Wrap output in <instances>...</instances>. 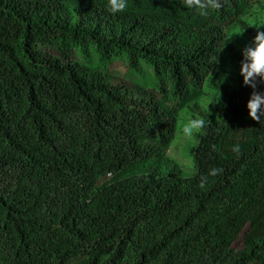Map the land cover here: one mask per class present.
I'll return each instance as SVG.
<instances>
[{
  "label": "trees",
  "instance_id": "1",
  "mask_svg": "<svg viewBox=\"0 0 264 264\" xmlns=\"http://www.w3.org/2000/svg\"><path fill=\"white\" fill-rule=\"evenodd\" d=\"M105 4L0 0V264H264V118L237 72L261 0ZM201 105L185 179L165 151Z\"/></svg>",
  "mask_w": 264,
  "mask_h": 264
},
{
  "label": "clouds",
  "instance_id": "2",
  "mask_svg": "<svg viewBox=\"0 0 264 264\" xmlns=\"http://www.w3.org/2000/svg\"><path fill=\"white\" fill-rule=\"evenodd\" d=\"M181 3L184 8L201 17H208L223 6L222 0H181ZM261 5L250 8L242 18L241 22L245 25V30L252 27L255 34L240 49L241 59L237 69L243 86L252 89L245 104L247 118L258 123L264 118V0H261ZM105 8L112 15L123 13L128 8V0H106ZM245 30L240 34L242 35ZM202 112L203 105H201L200 112L190 109L177 112L173 139L165 151L167 159L178 165L185 179H191L198 175L195 161L183 152L182 148L184 145H197L200 139L206 135L207 123ZM213 149H215L214 145ZM232 151L238 152L239 145H234ZM222 171L221 168L211 167L206 175L200 174L199 188L205 189L209 178L216 177Z\"/></svg>",
  "mask_w": 264,
  "mask_h": 264
},
{
  "label": "rangeland",
  "instance_id": "3",
  "mask_svg": "<svg viewBox=\"0 0 264 264\" xmlns=\"http://www.w3.org/2000/svg\"><path fill=\"white\" fill-rule=\"evenodd\" d=\"M58 56L60 55L58 54ZM109 70H110L109 72L111 73L112 77H115V76L124 77L127 72L125 63L122 60H116L115 62H113ZM186 146L187 145L183 146L182 151L187 153L189 156H191L188 150L185 148Z\"/></svg>",
  "mask_w": 264,
  "mask_h": 264
}]
</instances>
